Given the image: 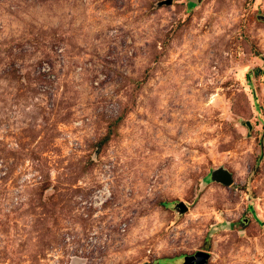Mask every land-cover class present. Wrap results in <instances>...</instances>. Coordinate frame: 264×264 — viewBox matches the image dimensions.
Segmentation results:
<instances>
[{"label": "rangeland", "instance_id": "374dc122", "mask_svg": "<svg viewBox=\"0 0 264 264\" xmlns=\"http://www.w3.org/2000/svg\"><path fill=\"white\" fill-rule=\"evenodd\" d=\"M167 1L0 0V264H264V0Z\"/></svg>", "mask_w": 264, "mask_h": 264}, {"label": "water", "instance_id": "95a60500", "mask_svg": "<svg viewBox=\"0 0 264 264\" xmlns=\"http://www.w3.org/2000/svg\"><path fill=\"white\" fill-rule=\"evenodd\" d=\"M167 5L172 4V0H168L166 2ZM246 127L251 131L253 126L250 122L246 123ZM219 181L225 186H231L233 184V178L230 173L226 171L219 172ZM176 207L181 211V213H185L188 211V208L184 203H179ZM210 259V254L208 252L199 251L194 255L186 256L184 258L183 264H207Z\"/></svg>", "mask_w": 264, "mask_h": 264}, {"label": "built area", "instance_id": "2783aa9c", "mask_svg": "<svg viewBox=\"0 0 264 264\" xmlns=\"http://www.w3.org/2000/svg\"><path fill=\"white\" fill-rule=\"evenodd\" d=\"M40 69L41 74L45 75L48 79L53 80L55 78L54 73H52V67L48 63H43Z\"/></svg>", "mask_w": 264, "mask_h": 264}, {"label": "trees", "instance_id": "16d2710c", "mask_svg": "<svg viewBox=\"0 0 264 264\" xmlns=\"http://www.w3.org/2000/svg\"><path fill=\"white\" fill-rule=\"evenodd\" d=\"M160 264H166L167 262L165 260L159 261Z\"/></svg>", "mask_w": 264, "mask_h": 264}]
</instances>
